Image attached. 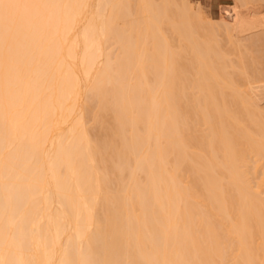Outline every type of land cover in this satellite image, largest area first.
Returning <instances> with one entry per match:
<instances>
[{
  "label": "bare ground",
  "instance_id": "obj_1",
  "mask_svg": "<svg viewBox=\"0 0 264 264\" xmlns=\"http://www.w3.org/2000/svg\"><path fill=\"white\" fill-rule=\"evenodd\" d=\"M181 1L0 0V264H264V0Z\"/></svg>",
  "mask_w": 264,
  "mask_h": 264
},
{
  "label": "rangeland",
  "instance_id": "obj_2",
  "mask_svg": "<svg viewBox=\"0 0 264 264\" xmlns=\"http://www.w3.org/2000/svg\"><path fill=\"white\" fill-rule=\"evenodd\" d=\"M159 1V2H158ZM189 5H191L192 7H193V10H194V12H196V14H197V12L199 13V15L200 16H203L204 17V19H202V21L203 22H210V24H212L213 23V18H214V0H185ZM178 2H179V0H178ZM182 1L180 0V2L178 3V4H180ZM156 4L157 5H161V2H160V0H157V2H156ZM218 9H219V11H220V15H222V16H228V13H226V10L223 8V7H219L218 6ZM196 10V11H195ZM199 16V17H200ZM244 18V19H243ZM239 19V20H238ZM236 18L235 20H233L234 22L233 23H235L236 25H238L239 27L240 26H242V25H244L246 22H247V20H246V18L244 17V16H242V17H240V18ZM242 19V20H241ZM211 20H212V22H211ZM245 20H246V22H245ZM244 21V22H243ZM241 22H242V24H241ZM237 23H239V24H237ZM244 23V24H243ZM206 24V23H205ZM208 24V23H207ZM253 32L255 33V34H253L252 32V34H251V37L252 38H255L256 39V30L254 31L253 30ZM255 36V37H254ZM254 39V40H255ZM219 40H222V43L224 44V46L226 47L225 49L226 50H229V48L226 46V40L224 39V36H221L220 37V39ZM109 46H110V52H111V54H112V57H115V55L117 54V52H118V50H117V47L112 43V42H110V44H109ZM229 59L231 60V61H235L236 62V56L235 55H233L232 53H230V55H229ZM257 83L255 84L254 82H251L250 84H249V86H251V87H257V86H259V84H261V82H259V81H256ZM246 93H250V94H255L256 93V91L255 90H250V91H247ZM262 104L264 105V100L262 101Z\"/></svg>",
  "mask_w": 264,
  "mask_h": 264
}]
</instances>
